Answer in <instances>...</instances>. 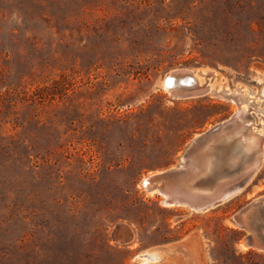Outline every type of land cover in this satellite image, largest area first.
<instances>
[{
    "label": "rangeland",
    "instance_id": "obj_1",
    "mask_svg": "<svg viewBox=\"0 0 264 264\" xmlns=\"http://www.w3.org/2000/svg\"><path fill=\"white\" fill-rule=\"evenodd\" d=\"M174 70L242 92L264 148V0H0V264H264L231 221L264 206V150L205 210L143 187L238 109Z\"/></svg>",
    "mask_w": 264,
    "mask_h": 264
},
{
    "label": "bare ground",
    "instance_id": "obj_2",
    "mask_svg": "<svg viewBox=\"0 0 264 264\" xmlns=\"http://www.w3.org/2000/svg\"><path fill=\"white\" fill-rule=\"evenodd\" d=\"M211 75L212 72H207L204 75L205 82L202 83L193 73L174 70L168 74L163 83L165 89L176 97L201 95L210 91L211 95L230 99L238 106L230 121H221L193 138L191 149L182 154L176 172L168 169L143 180V187L148 193L153 194L157 191L164 196L162 203L166 206H173L177 201L180 203L183 201L187 207L198 210L206 205L212 206V202L217 197L228 200L247 184L261 160L264 148L261 147L258 135L250 129L247 106L246 108L241 106L245 99H239L242 92H238V89L229 92L224 86L220 90L209 88L207 82ZM190 79H193L196 85L187 90L181 85L190 83ZM173 82L175 86L169 88L168 86ZM248 99L246 104L251 109L252 102H248ZM226 148L239 151L241 160L229 170L231 172H215L217 162L223 158L226 160V156H223ZM159 182L162 184H158ZM262 218L264 219L257 208H250L242 214L241 222L250 231L251 238L247 239V244L243 243L244 247L253 245L264 250ZM158 257L157 253H142L136 258L141 259L142 264H148ZM177 264L184 262L181 259Z\"/></svg>",
    "mask_w": 264,
    "mask_h": 264
},
{
    "label": "water",
    "instance_id": "obj_3",
    "mask_svg": "<svg viewBox=\"0 0 264 264\" xmlns=\"http://www.w3.org/2000/svg\"><path fill=\"white\" fill-rule=\"evenodd\" d=\"M196 85V82L193 80V79H190V83H188V84H182L181 86L182 87H185V88H187V90H190V89H192V87H194ZM175 86V84H174V82L171 84V85H169L168 87L169 88H172V87H174ZM231 118V117H230ZM230 118H228V119H226V121H230ZM216 130H218V128L216 129ZM198 138V137H197ZM196 138V139H197ZM199 139V138H198ZM192 141H193V139L190 141V143L188 144V146H187V148H186V150H185V152L186 151H188V149H191V144H192ZM229 149H225V151H224V155L223 156H225V154L226 155H228V153H227V151H228ZM184 152V153H185ZM234 153L236 154L237 153V156H235V157H232V159H227L228 157L226 156V160H223V159H221V160H219L218 162H217V167H216V169H215V172H219V171H224V172H231V171H229V170H231V168L234 166V165H237V164H239V160H241V154H240V152L239 151H237L236 149L234 150ZM234 155V154H233ZM181 159H182V157L179 159V162H178V164H177V168L175 167V168H170L169 170H171V171H173V172H176L177 170H178V167H179V164H180V162H181ZM223 201H226L225 200V198H222V197H217L213 202H212V206H214V205H216L217 203H220V202H223ZM261 201H262V199H256V200H254V201H252V202H250L249 204H247L245 207H243V208H241L240 210H238L237 212H235L232 216H231V221L237 226V227H239V228H242V229H245L246 231H248L249 233L248 234H246L244 237H243V243L244 244H247V239L248 238H250V231L248 230V228H246L244 225H243V223L241 222V216H242V214L243 213H246L250 208H257V209H259V212L262 210V208H264V206L262 207L261 205H260V203H261ZM175 204H177V205H184V202L182 201L181 203L180 202H176ZM208 206H210V205H206V206H204V207H202V208H199L198 210H196V211H200V210H205V209H207V208H209ZM212 206H210V207H212ZM192 209V208H191ZM195 210V209H194ZM251 239V238H250ZM246 247H254L253 245H248V246H246ZM254 248H257V247H254ZM257 249H259V248H257ZM259 250H263V249H259Z\"/></svg>",
    "mask_w": 264,
    "mask_h": 264
}]
</instances>
